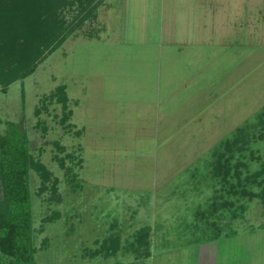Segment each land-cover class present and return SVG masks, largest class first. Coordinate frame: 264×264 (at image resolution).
<instances>
[{
  "label": "rangeland",
  "instance_id": "374dc122",
  "mask_svg": "<svg viewBox=\"0 0 264 264\" xmlns=\"http://www.w3.org/2000/svg\"><path fill=\"white\" fill-rule=\"evenodd\" d=\"M91 1L83 22L77 0L65 9L60 47L0 84V138L17 125L50 172L28 173L34 264H264L260 185L231 197L225 237L194 226L225 186L219 148L244 180L264 163V0ZM144 227L147 257L128 250ZM115 233L118 253L96 256Z\"/></svg>",
  "mask_w": 264,
  "mask_h": 264
},
{
  "label": "trees",
  "instance_id": "16d2710c",
  "mask_svg": "<svg viewBox=\"0 0 264 264\" xmlns=\"http://www.w3.org/2000/svg\"><path fill=\"white\" fill-rule=\"evenodd\" d=\"M77 1L83 15L78 20L83 19V22L85 13L90 10L89 7L84 8V4L90 5L92 1ZM74 3V0H0V84L7 86L16 78L28 75L34 69L35 62L66 41L72 29L66 24L64 11ZM57 97L63 104V110H67L64 87L58 89ZM67 118L68 114H65L62 123L66 122ZM260 123L264 126V118ZM242 129L238 130V134H234V141L231 138L226 140L227 151L232 152L233 145L240 144L244 134ZM216 155L214 166L221 172L219 174L225 186L205 208L197 210V223L194 224L198 227L204 222L212 227L213 237H219L222 233V227L217 220L220 221L226 212H231L233 219L241 216L236 210H232L234 203L230 201L231 197H244L247 195L248 185L256 183L263 189L261 194L249 191L248 195L264 199V163L259 171L249 174L244 180L240 169L246 166L245 163L238 161L234 164L233 156L222 154L220 148ZM30 169L39 173L44 183L49 181L50 172L29 154L25 133L11 123L6 134L0 138V264L35 263L31 192L28 186ZM258 180L261 181L260 184ZM240 208L242 211L245 209L244 206ZM149 235L148 227L138 231L135 242L127 247L128 250L136 252L143 247L146 256H141H150ZM111 237L104 240L103 245L94 252L96 256L109 257L118 253L122 246L120 234L115 233ZM1 255L8 257V262L3 261Z\"/></svg>",
  "mask_w": 264,
  "mask_h": 264
},
{
  "label": "crops",
  "instance_id": "0c3cea01",
  "mask_svg": "<svg viewBox=\"0 0 264 264\" xmlns=\"http://www.w3.org/2000/svg\"><path fill=\"white\" fill-rule=\"evenodd\" d=\"M258 12V11H257ZM263 14H264V11H262V13H261V19H263L264 18V16H263ZM166 16H167V14H166ZM183 42L185 43L186 42V45H193V43L192 42H189V40H186V39H184L183 40ZM263 47V46H262ZM260 48V47H259ZM263 51H264V47H263ZM262 56H264V53L262 54ZM262 62H260L262 65V67H264V58L261 60ZM259 63V64H260ZM256 64H258V63H256ZM256 69H255V72H257L258 70H257V67H255ZM156 108H157V111L159 110L158 109V106H156ZM222 237H225V235H222V233L220 234V236L219 237H213L212 235H208V237H207V241L206 242H209V243H213V242H215V241H218L220 238H222Z\"/></svg>",
  "mask_w": 264,
  "mask_h": 264
}]
</instances>
